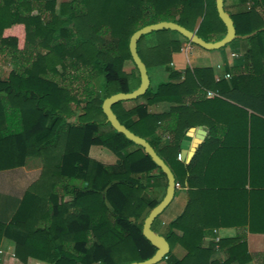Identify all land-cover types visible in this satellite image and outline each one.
Returning a JSON list of instances; mask_svg holds the SVG:
<instances>
[{
	"label": "trees",
	"instance_id": "1",
	"mask_svg": "<svg viewBox=\"0 0 264 264\" xmlns=\"http://www.w3.org/2000/svg\"><path fill=\"white\" fill-rule=\"evenodd\" d=\"M228 13L238 36L255 32L222 48L242 46L241 63L228 69L229 79L217 81L211 68L175 70L173 55L189 41L177 31H154L138 41V54L149 77L161 68L168 81H151L143 96L112 107L121 124L154 147L176 183L188 173L178 156L202 104L232 101L264 116V0ZM162 21L206 42L226 34L216 0H0V58L15 67L8 79L0 77V171L24 166L30 157L43 162L12 222L0 223V245L8 227L23 236L16 247L22 261L130 264L155 255L157 248L143 235L146 217L159 204L148 190L166 189L167 177L142 147L107 122L102 105L139 87L130 38ZM129 60L135 71L125 70ZM242 66L250 75H239ZM207 91L217 97L207 100ZM92 146L109 149L119 162L108 166L92 159ZM193 215L189 202L168 223L161 235L170 252L158 264H264L262 254L248 252L245 236L221 238L217 245L226 258L212 260L216 244L203 247L205 227ZM177 245L185 249L183 257L174 253Z\"/></svg>",
	"mask_w": 264,
	"mask_h": 264
},
{
	"label": "crops",
	"instance_id": "2",
	"mask_svg": "<svg viewBox=\"0 0 264 264\" xmlns=\"http://www.w3.org/2000/svg\"><path fill=\"white\" fill-rule=\"evenodd\" d=\"M251 4L252 0H226L224 6L228 12L238 13L249 9ZM233 45L209 51L184 43L182 50L173 55L172 67L179 72L187 68H211L217 81L229 79L228 69L240 65L242 59L241 43ZM14 68L9 58H0L3 80L8 79ZM160 70L164 76L158 74ZM154 71L157 78L168 79L165 70ZM239 75L250 74L242 66ZM249 87L253 92L259 88L254 84ZM215 97L214 92L207 91V100ZM199 116L196 125L183 137L178 156L179 162L188 166V173L182 183L179 181L173 201L152 228L160 235L166 233L168 223L191 202L193 221L205 227L203 247L216 244L212 260L226 258L217 245L221 238L245 236L248 252L262 254L264 262V116L232 101L204 103ZM69 121L75 122L76 117ZM89 155L108 166L119 162L116 154L101 146H92ZM42 172L43 162L38 157L28 158L24 166L0 171L1 224L9 226L28 189L40 179ZM165 194L162 185L148 190L149 197L158 202ZM22 237L16 229H6L0 245V264H48L32 257L26 261L19 258L16 247ZM174 253L183 257L186 251L177 245Z\"/></svg>",
	"mask_w": 264,
	"mask_h": 264
},
{
	"label": "water",
	"instance_id": "3",
	"mask_svg": "<svg viewBox=\"0 0 264 264\" xmlns=\"http://www.w3.org/2000/svg\"><path fill=\"white\" fill-rule=\"evenodd\" d=\"M216 8L219 18L226 26L225 36L216 42H206L201 37H199L196 32L190 31L175 22L168 21H162L159 23L147 25L134 32L130 38L129 50L132 56L133 63L139 71L140 85L132 92L114 94L109 98L105 99L103 102L102 108L104 114L107 117V122H109L117 132L124 134L129 140L133 141L136 145L142 147L144 151L152 158V160L161 168L163 173L166 175L168 181L164 198L162 199V201L159 202L157 206H155L150 211L143 224V235L157 248V251L155 255L148 260L142 262H133L130 264H158L162 262L170 252V244L167 239L164 236L155 232L152 229V226L157 217H159L173 201L177 189V183L172 170L158 155L154 147L147 140L134 134L123 124H121L116 114L114 113L112 107L118 102L132 101L140 98L147 92L151 85V80L148 74L147 67L140 58L137 50L138 41L141 39L142 36L163 29L173 30L180 33L190 43L200 46L206 50L213 51L222 49L239 38L245 39L255 34L254 32L253 34L247 36H238L231 15L224 8V0H216Z\"/></svg>",
	"mask_w": 264,
	"mask_h": 264
},
{
	"label": "rangeland",
	"instance_id": "4",
	"mask_svg": "<svg viewBox=\"0 0 264 264\" xmlns=\"http://www.w3.org/2000/svg\"><path fill=\"white\" fill-rule=\"evenodd\" d=\"M58 1V4H60L61 2H63L64 0H57ZM237 41H238V39H237ZM236 41V42H237ZM236 44V43H235ZM234 46V45H233ZM125 70L127 71V72H131V71H134V64L129 60V61H127L126 63H125ZM154 72H156V71H154V69L153 70H151L150 71V77H151V81H152V85L153 86H156L158 83H160V82H165V81H167L168 79H162V78H157L156 77V75L154 74ZM158 74H160V75H162L163 74V76H164V73H163V71H158ZM142 101V100H141Z\"/></svg>",
	"mask_w": 264,
	"mask_h": 264
},
{
	"label": "built area",
	"instance_id": "5",
	"mask_svg": "<svg viewBox=\"0 0 264 264\" xmlns=\"http://www.w3.org/2000/svg\"><path fill=\"white\" fill-rule=\"evenodd\" d=\"M230 77V75L228 74L227 75V78H229ZM177 187H180V184L179 183H177V185H176Z\"/></svg>",
	"mask_w": 264,
	"mask_h": 264
}]
</instances>
